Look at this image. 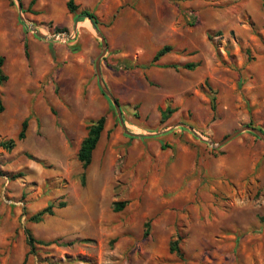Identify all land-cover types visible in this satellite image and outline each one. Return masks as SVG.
I'll list each match as a JSON object with an SVG mask.
<instances>
[{"label": "rangeland", "instance_id": "374dc122", "mask_svg": "<svg viewBox=\"0 0 264 264\" xmlns=\"http://www.w3.org/2000/svg\"><path fill=\"white\" fill-rule=\"evenodd\" d=\"M20 1L25 23L17 0H0V264H264V141L208 143L264 132V0H75L102 23L125 127L99 86L93 25L74 32L69 0ZM102 116L84 168L80 145ZM28 230L46 245L32 252ZM179 238L183 257L170 251Z\"/></svg>", "mask_w": 264, "mask_h": 264}, {"label": "trees", "instance_id": "16d2710c", "mask_svg": "<svg viewBox=\"0 0 264 264\" xmlns=\"http://www.w3.org/2000/svg\"><path fill=\"white\" fill-rule=\"evenodd\" d=\"M35 2H36V0H33L32 4H34ZM67 8H68L69 12L74 16L75 22L79 23V22L89 20L92 23L95 30L101 29L102 23L100 22L98 16L96 15V13L94 11L87 10V9L79 11V6L75 3V0H69L67 3ZM193 18H194V20L196 19L195 16ZM64 31H66V30H64ZM60 32H62V31H60ZM172 50H173V48L169 45H166V46L162 47L161 49H159L156 52V54L154 55L149 66L156 65V63L161 58H163L164 56H166L167 54L172 52ZM4 64H5V57H3L0 54V86L3 85L8 80V76L5 75L3 72ZM184 67L188 70H195L197 65L193 64V63H188V64L184 65ZM3 110H4V106L2 103V98H1V93H0V113H2ZM168 112H171V110L168 109ZM165 113L166 112H164V114ZM28 124H29L28 119H26L22 123L21 130H20L18 137H17L18 140L25 139ZM105 126H106V117L105 116H102L98 120L93 121L89 125L87 136L82 141L80 148H79V151H78V160L82 163L84 168H87L88 166L91 165L94 152H95V150L99 144V141L101 139V136L105 130ZM139 136H141V135H139ZM1 146L8 151H12L16 147V140L10 139V140L4 141L1 143ZM126 205H127V201L117 202L115 204L114 211L120 212L126 207ZM53 207H54L53 205H50L45 210L41 211L40 213H38L37 215L32 217L31 220L34 222H40L43 220V218L46 215H53L54 214ZM27 234H28V245H29L32 252L35 251L37 244L46 245V243L36 240L29 230L27 231ZM179 240H180V238L177 241L172 242L170 251L172 253H177L180 257H183L184 254H183L182 249L179 246V243H180ZM54 242H56V241H54Z\"/></svg>", "mask_w": 264, "mask_h": 264}, {"label": "water", "instance_id": "95a60500", "mask_svg": "<svg viewBox=\"0 0 264 264\" xmlns=\"http://www.w3.org/2000/svg\"><path fill=\"white\" fill-rule=\"evenodd\" d=\"M18 1V5H19V12L21 13V21H23V23H25L26 21L24 20L23 16H22V13H23V5L21 3L20 0H17ZM92 24V23H91ZM31 31L40 39H43V40H46V41H56V40H59L63 34H57L55 36H46V35H43L42 33H40L36 27L31 24L29 25ZM77 27H78V22H76L75 24V29H74V32L77 34ZM98 36L101 38L102 40V46H103V52H102V55L97 59L96 61V64H95V67H96V72H97V77H98V82H99V86L102 90V92L104 93L105 96H107V98L113 103L114 107L116 108L117 110V114L119 116V119H120V122L121 124L125 127L124 125V119H123V114L121 112V108H120V105L119 103L117 102V100L114 98V96L112 95L111 91L109 90V88L106 86L105 82H104V79H103V73H102V63H101V60L102 58L104 57V55L106 54L107 52V48H108V44H107V41H106V38L104 37V35L102 34V32L100 30H96ZM69 40L73 39V37L71 36H68ZM62 40V39H60ZM180 126L182 127H187L185 124H180ZM172 129V128H171ZM169 129V130H171ZM188 129L190 131H194V129L192 127H188ZM169 130H166V131H163V132H168ZM252 132L253 134H255L257 137H259L260 139H262L264 141V132L261 131L260 129L258 128H254V127H251V126H246V127H243L242 129L230 134L229 136H227L221 143L219 144H215L214 142H211L209 141L208 143L214 147V148H219V147H222L224 146L225 144L229 143L230 141L234 140L236 137H238L241 133L243 132ZM125 132L131 136H134L136 134H132L130 132H128L126 129H125ZM163 132H160L159 134H162ZM154 134H150L149 136H152ZM136 136H139V135H136Z\"/></svg>", "mask_w": 264, "mask_h": 264}, {"label": "bare ground", "instance_id": "6f19581e", "mask_svg": "<svg viewBox=\"0 0 264 264\" xmlns=\"http://www.w3.org/2000/svg\"><path fill=\"white\" fill-rule=\"evenodd\" d=\"M81 25L83 26V28L84 29H91V27H92V24H91V22L89 21V20H87V21H83L82 23H81ZM61 38H63V39H67L68 38V35H62V37Z\"/></svg>", "mask_w": 264, "mask_h": 264}, {"label": "crops", "instance_id": "0c3cea01", "mask_svg": "<svg viewBox=\"0 0 264 264\" xmlns=\"http://www.w3.org/2000/svg\"><path fill=\"white\" fill-rule=\"evenodd\" d=\"M79 23H81V22H79ZM79 23H78V24H79ZM78 29H79V28L77 27V30H78ZM79 30H80V29H79Z\"/></svg>", "mask_w": 264, "mask_h": 264}]
</instances>
